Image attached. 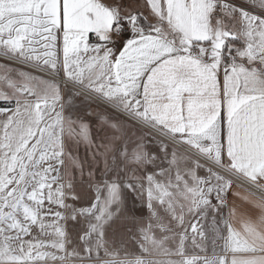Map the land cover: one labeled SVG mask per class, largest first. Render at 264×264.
Here are the masks:
<instances>
[{
  "label": "snow or ice",
  "instance_id": "obj_1",
  "mask_svg": "<svg viewBox=\"0 0 264 264\" xmlns=\"http://www.w3.org/2000/svg\"><path fill=\"white\" fill-rule=\"evenodd\" d=\"M0 264H264V0H0Z\"/></svg>",
  "mask_w": 264,
  "mask_h": 264
},
{
  "label": "crops",
  "instance_id": "obj_2",
  "mask_svg": "<svg viewBox=\"0 0 264 264\" xmlns=\"http://www.w3.org/2000/svg\"><path fill=\"white\" fill-rule=\"evenodd\" d=\"M81 155H83V151H81ZM234 191H236V189H234ZM241 195H244V193L241 192ZM232 199H234V198L230 195V196H229V200L231 201ZM237 203H240V201L237 200ZM227 212H228V210L225 209V215H227ZM234 223H238V221H234ZM129 251L132 252L134 255H140V254H141V253H139L140 250H139L138 247L135 248V249L129 248ZM135 253H136V254H135ZM101 255H103V253H101ZM121 258H123V256H121ZM129 258H133V257H129Z\"/></svg>",
  "mask_w": 264,
  "mask_h": 264
},
{
  "label": "rangeland",
  "instance_id": "obj_3",
  "mask_svg": "<svg viewBox=\"0 0 264 264\" xmlns=\"http://www.w3.org/2000/svg\"><path fill=\"white\" fill-rule=\"evenodd\" d=\"M81 151H83V149H81ZM140 253V252H139ZM136 254V253H135ZM194 254V253H193ZM210 254V253H209Z\"/></svg>",
  "mask_w": 264,
  "mask_h": 264
}]
</instances>
